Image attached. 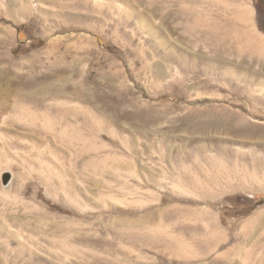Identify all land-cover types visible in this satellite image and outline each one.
Here are the masks:
<instances>
[{"label": "rangeland", "instance_id": "1", "mask_svg": "<svg viewBox=\"0 0 264 264\" xmlns=\"http://www.w3.org/2000/svg\"><path fill=\"white\" fill-rule=\"evenodd\" d=\"M0 264H264V0H0Z\"/></svg>", "mask_w": 264, "mask_h": 264}, {"label": "flooded vegetation", "instance_id": "2", "mask_svg": "<svg viewBox=\"0 0 264 264\" xmlns=\"http://www.w3.org/2000/svg\"><path fill=\"white\" fill-rule=\"evenodd\" d=\"M259 2H261V0H259Z\"/></svg>", "mask_w": 264, "mask_h": 264}]
</instances>
